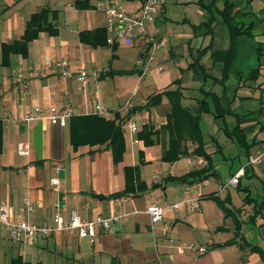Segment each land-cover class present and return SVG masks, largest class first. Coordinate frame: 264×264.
<instances>
[{
	"label": "crops",
	"instance_id": "1",
	"mask_svg": "<svg viewBox=\"0 0 264 264\" xmlns=\"http://www.w3.org/2000/svg\"><path fill=\"white\" fill-rule=\"evenodd\" d=\"M116 1L120 0H42L45 9L54 13L50 23L56 35L40 32L25 51L11 54L9 66L4 67L1 45L19 40L30 16L44 7L37 0H0V213L4 211L10 221L42 225L51 221L53 204L59 201L66 216L71 211L85 220L125 215L109 232L100 231L94 242L55 234L23 247L13 244L8 229L0 227V264L18 260L27 264H264L258 254L242 244L245 241L264 249V160L246 166L251 157L264 152V0H164L147 33L165 39L166 44L155 51L151 63L143 66L136 65L137 57L147 53L142 40L122 39L112 46L92 47L79 39L82 31L103 29L102 8ZM121 1L126 2L129 11L136 10L141 2ZM76 3L88 8L80 9ZM225 5L231 7L232 22L248 29L249 34L238 36V51L230 64L232 72L221 84L224 65L218 53L227 51L231 43L221 15ZM257 47L261 50L257 51ZM128 57L135 58V62ZM61 59L69 62L65 68L68 77L60 76L62 71L57 68L44 72L47 61ZM152 64L160 75L150 70ZM80 68L99 73L97 86L92 82L86 91L79 87L73 77ZM164 68L169 72L164 73ZM257 68V78L244 80ZM18 69L28 78L26 91L13 75ZM30 73L35 77H30ZM238 73L244 75L241 80ZM118 77H127L133 83L128 92L114 83ZM179 87L182 106L194 115L200 111L197 100L202 97L201 90L218 95L224 108L230 103L235 115H249L241 125L248 148L223 132H231L236 126L233 116L213 121L216 152L224 163L230 162V171L234 167L226 180L217 176L218 166L208 152L213 175L208 177L207 185L193 189L168 182V178H180L205 167L207 162L196 157L187 163L179 160L162 164L159 158L167 147V133L153 136V141H158L147 146L137 135L123 130L128 120L139 119V123L146 117V126L159 131L170 112L168 98L162 96L159 112V104L149 110L138 109L151 96ZM91 100L104 107L107 114H94ZM248 101L253 105L246 106ZM67 105L73 107L74 117L96 115L120 126L124 153L119 163H113L111 150L105 144H85L74 149L69 125L61 128L38 120L27 127L17 120L32 113L34 107L61 109ZM9 115V120H3ZM224 138L231 142L230 148L218 142ZM21 142L29 143L28 156L18 154L17 145ZM190 143L196 147L186 142L185 149ZM226 149L231 155L225 156ZM58 165L62 169L56 174ZM127 168L135 170L128 192L124 193ZM148 169L151 176H147ZM241 169L243 175L236 188L227 186L219 190ZM117 195L126 199L119 209L114 204ZM247 196L249 203H245ZM25 197L33 203V211L27 217L22 210ZM192 201L198 203L194 212L185 204ZM218 202L231 213L227 218ZM151 204L164 210L162 221L154 226L145 214ZM175 204L176 209L172 208ZM237 228L239 238L235 244L225 246L234 238ZM163 234L170 240H164ZM6 238L8 242L4 241ZM188 243L204 247L206 253H179L178 247Z\"/></svg>",
	"mask_w": 264,
	"mask_h": 264
},
{
	"label": "trees",
	"instance_id": "2",
	"mask_svg": "<svg viewBox=\"0 0 264 264\" xmlns=\"http://www.w3.org/2000/svg\"><path fill=\"white\" fill-rule=\"evenodd\" d=\"M89 0H83V2H88ZM80 9L88 8L87 5H80V3L75 4ZM50 15L53 18L54 13L48 9H40L39 11L33 13L22 34L21 38L12 43L1 45V64L4 67L9 66V57L11 54H21L27 49V46L30 42L35 40L40 32H47L50 35H56V29L50 23ZM223 22L227 25L230 36L231 43L230 47L225 52L218 53L223 57V74L220 80V83L223 84L228 76L231 74L232 70L230 69L231 61L234 59L238 47L237 39L238 36L248 35V29H242V27L236 25L232 22V10L229 5H225L223 11L221 12ZM79 39L82 43L88 44L92 47L107 46L106 44V35L104 29L100 32L94 31H82L79 33ZM114 49V48H113ZM257 51L261 50L260 47L256 48ZM261 52V51H260ZM260 54V53H259ZM259 69L251 70L248 75L244 76L241 73L236 74L239 76L238 80H241L243 76L244 80H254L257 78ZM209 76H206L208 78ZM239 87V86H238ZM237 87V88H238ZM202 97L197 100V103L200 107L198 115H194L187 108L183 107L181 104L182 93L181 88H177L173 91H164L161 94L151 96L146 105L141 107L138 110L150 109L157 106L162 96H166L170 104V112L167 115L166 124L160 128L159 131H153L149 126H144L142 131L137 134L138 138L144 140V144L149 146L153 145V136H157L159 133H167V147L163 149L161 159L163 162L173 163L177 161L182 155L185 154L186 149L185 145L187 141H191L196 145V150L194 155L197 157H202L206 162V166L200 169H194L187 173L186 175L180 178H168V182H179L191 186L199 181L208 179L209 176L213 175L211 171V162L210 157L203 150L202 146V135L199 129V117L201 113H209L212 115L214 120H225L226 116H233L236 120V126L231 132H228L227 129H223L224 134L227 138L235 141L237 144L248 148L244 129L241 128V125L244 123V119L249 115L238 116L234 114V111L230 108V103L228 108H224L220 98L213 92L201 90ZM70 131V143L75 149L79 145H106L112 153L113 163L117 164L121 161L122 155L124 153V142L122 137V130L119 125H115L114 122L106 121L96 115H89L84 117H74L71 119L69 124ZM158 141V140H157ZM156 141V142H157ZM135 169L127 168L125 169V179H126V188L124 193L128 192V187L130 180H132V171ZM137 170V169H136ZM123 193V194H124ZM123 195H117L114 199L122 197ZM216 201H219L214 197ZM251 201L250 197L245 198V203ZM219 206L224 212L225 218L231 214L227 210L222 202H218ZM238 228L237 233L234 234V238L229 241L225 246H231L235 244L238 237ZM244 248H248L250 252L256 253L259 255L261 261L264 263V249L252 246L245 241L242 242ZM13 264H27L22 263L21 260L14 261Z\"/></svg>",
	"mask_w": 264,
	"mask_h": 264
},
{
	"label": "built area",
	"instance_id": "3",
	"mask_svg": "<svg viewBox=\"0 0 264 264\" xmlns=\"http://www.w3.org/2000/svg\"><path fill=\"white\" fill-rule=\"evenodd\" d=\"M164 5V0H141L140 6L134 10L129 11L124 3L120 1L110 2L103 6L104 16V32L106 35V44L114 45L122 39H137L144 41L147 46V53H141L140 58L137 60L139 65H147L154 60L155 51L165 46L166 42L163 38H157L150 36L147 33L149 24H151L156 16L160 13ZM69 62L65 59L58 61H47L44 65V72H47L53 68L60 69L62 77H68L70 74L65 71ZM13 75L21 83L22 90L28 89V78L23 76V73L18 69L13 71ZM30 77H35L34 73H30ZM99 73L95 70H87L80 68L77 70L74 81L84 91L88 90L89 85L93 82L95 86L98 83ZM92 101V100H91ZM91 106L94 114L98 116H105L107 110L100 106L97 102H91ZM73 107L70 105L64 106L61 109H57L53 106L47 108L34 107L33 112L27 114L18 122L24 126H27L38 120H45L52 126H58L61 128L67 127L70 124L71 119L74 117ZM11 116L3 118V120H9ZM148 119L143 117L140 122L132 119L128 120L125 127L129 133L136 136L141 127L147 125ZM137 143V140H134ZM18 154L21 156H28L30 153V146L28 142H21L17 145ZM264 160V152L257 154L255 157H251L246 166L252 167ZM206 166V165H204ZM62 169L61 165L55 167V173L57 174ZM243 175V169L239 170L226 185H223L219 190H224L227 186L233 188L237 187L238 179ZM56 183V181H54ZM208 179L199 181L189 188L200 189V187L207 185ZM126 202L125 197H119L114 199L116 208H120ZM189 211L194 212L198 209V203L195 201L185 202ZM22 210L27 217L33 211V203L28 197H25L22 201ZM175 204L172 208H177ZM163 208L157 204H151L145 210V214L149 218L151 226L160 223L163 219ZM125 215L115 214L110 217L97 216L94 219H81L74 211H71L65 215L64 207L59 201L53 204V215L50 223L47 224H35L26 220L10 221L7 215L0 213V227L8 229L9 239L13 244L23 247L33 245L38 239H46L55 234H64L68 236H76L79 239H87L94 242L98 237L100 231L102 233L109 232L112 227L121 221H123ZM179 253H190L193 255H204L206 249L200 245L194 243H188L178 247Z\"/></svg>",
	"mask_w": 264,
	"mask_h": 264
},
{
	"label": "rangeland",
	"instance_id": "4",
	"mask_svg": "<svg viewBox=\"0 0 264 264\" xmlns=\"http://www.w3.org/2000/svg\"><path fill=\"white\" fill-rule=\"evenodd\" d=\"M37 2H42V0H37ZM45 2V1H44ZM48 2V1H47ZM124 3V2H123ZM40 4H43V7L44 8H46V3H40ZM124 5H125V7L128 9L129 7L128 6H126V2L124 3ZM129 10V9H128ZM143 44H145V43H143ZM146 46V45H145ZM66 58V57H65ZM140 58V55L137 57V59H136V65L137 66H139V64H137V60ZM128 59H130V62L131 61H133V62H135V58L134 59H131V57H128ZM143 66V65H142ZM154 66H153V64L151 65V67H150V70H152V69H154L155 70V68H153ZM156 71V70H155ZM165 72H169V70H167L166 68H164V73ZM156 73L157 74H159L160 75V73L159 72H157L156 71ZM61 76V75H60ZM74 80V79H73ZM127 77H118V79H116L115 81H114V83L115 84H118L119 86H123V88H125L126 90H127V92H128V90H129V86H131L133 83L131 82V81H127ZM111 82V81H110ZM253 103L254 102H251V101H248L247 103H245V105L246 106H252L253 105ZM160 104H161V101H160ZM159 104V106H158V112L159 111H161V105ZM248 108H250L251 109V107H248ZM160 113H163V111L162 112H160ZM138 115H136L135 116V118L136 119H138ZM138 121H139V119H138ZM213 121H214V119H213V117H212V115L211 114H209V113H206V112H204V113H201V115H200V117H199V129H200V132H201V135H202V146H203V150H204V152L206 153V154H208V152L209 153H212L211 154V157H212V159H214V162H215V164H216V166H218L217 167V173H218V177L220 178V179H222V180H226L228 177H229V175H228V173L229 172H233V170H234V167H233V169H232V171H230V162H228V163H224V161L221 159V155H220V153H217L216 151H218V147H217V144L215 143V141H214V139H213V131H212V125H213ZM124 129L123 130H127L126 129V127H123ZM226 141V142H225ZM187 142H191V141H187ZM218 142H220L221 144H227V148H230L231 147V142H229L228 140H226L225 138H224V140H222V142L221 141H218ZM195 145V144H194ZM187 154L186 155H184L181 159H178L177 161H181V162H183V163H187V161H191L193 158L195 159L197 156L196 155H194V151L196 150V147H194V146H192V144L190 143V144H187ZM228 149H226V151L224 152V154H225V156H226V153L228 154V155H231V152L230 151H227ZM216 152V153H215ZM209 155V154H208ZM159 162L160 163H164L163 161H162V159H161V157L159 158ZM236 163V161L234 162V165H236L235 164ZM154 169H153V167H152V171H153ZM162 170H164L163 168H162ZM146 173H147V176H151L150 174H151V170H147L146 171ZM176 189H178V191H181V188L179 189V188H176ZM183 191V190H182ZM178 192H175V194H177ZM47 223H50V222H47ZM47 223H45V224H47ZM163 236H164V240H167V241H169L170 239L168 238V237H166V235L165 234H163ZM7 237V236H6ZM8 240V238H6L4 241H6V242H8L7 241ZM239 242V241H238ZM227 253V252H226Z\"/></svg>",
	"mask_w": 264,
	"mask_h": 264
}]
</instances>
